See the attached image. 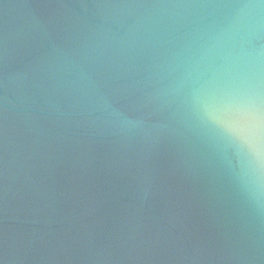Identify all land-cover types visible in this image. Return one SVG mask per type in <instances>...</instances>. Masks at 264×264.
<instances>
[{
    "label": "water",
    "instance_id": "obj_1",
    "mask_svg": "<svg viewBox=\"0 0 264 264\" xmlns=\"http://www.w3.org/2000/svg\"><path fill=\"white\" fill-rule=\"evenodd\" d=\"M0 264H264V0H0Z\"/></svg>",
    "mask_w": 264,
    "mask_h": 264
},
{
    "label": "snow or ice",
    "instance_id": "obj_2",
    "mask_svg": "<svg viewBox=\"0 0 264 264\" xmlns=\"http://www.w3.org/2000/svg\"><path fill=\"white\" fill-rule=\"evenodd\" d=\"M213 121L240 143L253 146L255 131L260 125V112L254 100L225 102L212 112ZM247 125V127H246Z\"/></svg>",
    "mask_w": 264,
    "mask_h": 264
},
{
    "label": "clouds",
    "instance_id": "obj_3",
    "mask_svg": "<svg viewBox=\"0 0 264 264\" xmlns=\"http://www.w3.org/2000/svg\"><path fill=\"white\" fill-rule=\"evenodd\" d=\"M256 144H257V141L255 140L253 146L256 148L257 158H258V160H259V159L261 158V154H260V152H259V150H258Z\"/></svg>",
    "mask_w": 264,
    "mask_h": 264
}]
</instances>
